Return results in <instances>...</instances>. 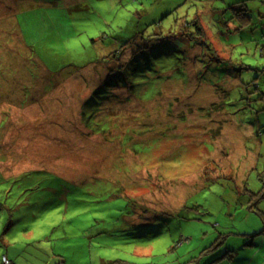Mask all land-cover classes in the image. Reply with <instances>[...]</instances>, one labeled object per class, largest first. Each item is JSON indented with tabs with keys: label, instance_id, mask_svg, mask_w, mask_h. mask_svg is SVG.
Wrapping results in <instances>:
<instances>
[{
	"label": "rangeland",
	"instance_id": "obj_1",
	"mask_svg": "<svg viewBox=\"0 0 264 264\" xmlns=\"http://www.w3.org/2000/svg\"><path fill=\"white\" fill-rule=\"evenodd\" d=\"M261 190L264 0H0V264H264Z\"/></svg>",
	"mask_w": 264,
	"mask_h": 264
},
{
	"label": "trees",
	"instance_id": "obj_2",
	"mask_svg": "<svg viewBox=\"0 0 264 264\" xmlns=\"http://www.w3.org/2000/svg\"><path fill=\"white\" fill-rule=\"evenodd\" d=\"M43 69H44V68H43ZM99 88H102V87H99ZM22 177H24V175L20 176L19 178H13V179L11 178V179H8V182H7V183H8V184H9V183H13V184H15V183H14L15 180L18 181V180H20ZM18 184L20 185L21 183H18ZM259 198H260V199H264V193L262 192V190L259 192ZM249 206H250V207H249L250 211H252V208L255 207L254 204H249Z\"/></svg>",
	"mask_w": 264,
	"mask_h": 264
},
{
	"label": "built area",
	"instance_id": "obj_3",
	"mask_svg": "<svg viewBox=\"0 0 264 264\" xmlns=\"http://www.w3.org/2000/svg\"><path fill=\"white\" fill-rule=\"evenodd\" d=\"M3 264H13L7 257H3Z\"/></svg>",
	"mask_w": 264,
	"mask_h": 264
},
{
	"label": "crops",
	"instance_id": "obj_4",
	"mask_svg": "<svg viewBox=\"0 0 264 264\" xmlns=\"http://www.w3.org/2000/svg\"><path fill=\"white\" fill-rule=\"evenodd\" d=\"M3 105H4V104H3ZM35 109H36V108H35ZM25 113H26V112H25ZM4 139H5V136H4L3 140H4ZM22 175H24V173H23V174H20L19 176H17V178H19V177L22 176ZM3 178H4V177H3ZM13 178H16V177H12V179H13ZM10 179H11V178H10ZM4 180H8V179H5V178H4Z\"/></svg>",
	"mask_w": 264,
	"mask_h": 264
}]
</instances>
